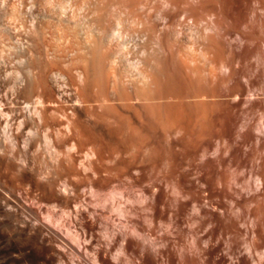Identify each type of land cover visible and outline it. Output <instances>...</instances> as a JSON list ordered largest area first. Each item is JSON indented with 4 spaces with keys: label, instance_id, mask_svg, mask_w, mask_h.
Returning <instances> with one entry per match:
<instances>
[{
    "label": "bare ground",
    "instance_id": "1",
    "mask_svg": "<svg viewBox=\"0 0 264 264\" xmlns=\"http://www.w3.org/2000/svg\"><path fill=\"white\" fill-rule=\"evenodd\" d=\"M218 1L0 0V264H264V209L224 263L219 174L190 170L200 95L216 77L240 103L257 77L182 36L219 27Z\"/></svg>",
    "mask_w": 264,
    "mask_h": 264
},
{
    "label": "rangeland",
    "instance_id": "2",
    "mask_svg": "<svg viewBox=\"0 0 264 264\" xmlns=\"http://www.w3.org/2000/svg\"><path fill=\"white\" fill-rule=\"evenodd\" d=\"M216 10L222 14L219 27L204 28L188 23L181 29L182 36L194 40L205 34L209 41L223 48V53H240V57L236 55L239 61H236L235 55L231 56L235 59L234 63L238 62L236 66L241 67L243 73L248 72L247 77L250 73L249 79L254 77L251 73L257 77L253 78L254 85H251L254 95L249 100L242 98L240 103H236L239 97L236 99L233 92L224 89L228 87L224 85L226 81L221 84L219 80L220 85L216 87V77L212 84L215 91L211 89L213 91L208 90L200 95L210 102L201 103L199 109L208 123L206 153L202 165H198V158L191 162L190 170L195 176L204 177L206 191L213 190L212 176L219 174V203L224 224L220 254L224 263H238L244 259V254L239 252L241 246L238 247L233 240V231L237 226L244 235L252 218L260 209H264V0H219ZM211 53L207 51L198 56L209 64ZM219 72L228 74L221 70ZM161 142H158L159 145ZM155 148L154 152H157L151 149L150 157L163 152L166 145L162 143ZM259 181H262L260 186ZM214 201L215 197H212L207 202L210 212ZM210 220L211 216L208 215L206 224L209 231L212 227ZM254 229L258 231L261 227L256 225Z\"/></svg>",
    "mask_w": 264,
    "mask_h": 264
}]
</instances>
